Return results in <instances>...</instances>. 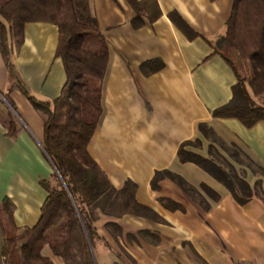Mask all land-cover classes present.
<instances>
[{"label": "crops", "instance_id": "0c3cea01", "mask_svg": "<svg viewBox=\"0 0 264 264\" xmlns=\"http://www.w3.org/2000/svg\"><path fill=\"white\" fill-rule=\"evenodd\" d=\"M135 1L147 11L138 10L131 0H87L110 48L103 114L90 151L115 187L126 180L135 182L136 200L147 208L139 214H119L115 207L97 209L95 226L101 238L92 245L95 264L258 263L264 256V203H239L202 168L177 158L183 141L200 138L203 154L210 144L234 143L264 166V120L246 127L236 118L213 116L232 98L237 81L209 42L225 32L232 0ZM154 7L158 15L152 20L148 9ZM174 13L195 36L177 24ZM58 38L56 24L28 22L20 46L13 44L19 78L35 96L49 101L60 95L66 81L63 62L55 56ZM151 59H160L162 67L149 72L145 63ZM10 112L17 122L13 137L3 122ZM44 121L45 114L11 83L0 52V204L5 198L12 202L20 228L40 220L48 195L40 179L54 171L42 146ZM201 123L219 141L205 138ZM163 169L196 187L209 184L221 194L220 200L208 198L211 208L206 210L170 178L153 189L151 180ZM3 245L0 223V264H6ZM42 253L54 264H66L50 245Z\"/></svg>", "mask_w": 264, "mask_h": 264}, {"label": "trees", "instance_id": "16d2710c", "mask_svg": "<svg viewBox=\"0 0 264 264\" xmlns=\"http://www.w3.org/2000/svg\"><path fill=\"white\" fill-rule=\"evenodd\" d=\"M131 1L141 12L147 11L140 2ZM148 12L152 20L158 15L156 7L149 8ZM154 12L157 13L153 15ZM171 17L189 36L196 35L189 24L176 19L175 13ZM28 22L58 26L55 56L63 62L66 81L60 95L51 101L35 96L15 69L13 44L20 46ZM225 26V32L209 42L213 52L221 55L232 68L237 81L232 88V98L217 107L213 116L236 118L251 127L264 120V0H232ZM0 52L11 83L45 114L42 146L54 167L48 178L40 179L48 195L35 226L18 227L12 202L8 198L1 202L4 261L6 264H54L42 253L43 248L50 245L55 253L65 257L66 264H95L92 245L96 238H101L95 226L98 210L115 207L119 214H139L147 209L136 200L137 184L126 180L120 188L115 187L90 151L103 114V82L110 54L106 35L87 0H0ZM145 64L150 66L149 72H153L160 69L163 62L151 59ZM7 100L13 106L12 101ZM3 122L8 134L15 136L17 122L11 112ZM199 130L205 138L219 141L206 123H201ZM213 146L210 144L207 154H203L202 139L186 140L181 143L177 158L182 163L192 162L202 168L222 183L239 203L252 199L264 203L260 181L252 184L246 174L238 172L224 157L223 161L230 167L225 169L220 164L222 159L211 151ZM230 146L235 161L246 163L241 159L244 157L264 175V166L251 160L236 144ZM165 178L177 183L206 210L211 208L208 198L215 202L221 198L209 184L202 182L196 187L171 169L156 171L151 180L152 188L158 189L159 182Z\"/></svg>", "mask_w": 264, "mask_h": 264}, {"label": "rangeland", "instance_id": "374dc122", "mask_svg": "<svg viewBox=\"0 0 264 264\" xmlns=\"http://www.w3.org/2000/svg\"><path fill=\"white\" fill-rule=\"evenodd\" d=\"M233 148H231V146H228V147H223V145H219V144H216V146L214 145L212 147V152L213 154H217L218 158H220V160L222 158H226L229 162H231L235 168L238 170V172L242 173V175H245L246 177L249 176L250 180L252 179L253 181V184L256 182V181H260V184L259 187H260V193L261 195L264 197V175H263V172L256 168L254 165L250 164L248 160H246V158L242 157L241 159H244V161L247 163H238L237 161H235V159H233V157L231 156V151H232ZM204 152H205V149H204ZM221 165L225 168V169H230L229 165L227 164V162L223 161H220ZM250 164V165H248ZM253 174V175H252ZM254 177V178H252ZM254 264H264V256L263 258L260 260V262H256Z\"/></svg>", "mask_w": 264, "mask_h": 264}]
</instances>
